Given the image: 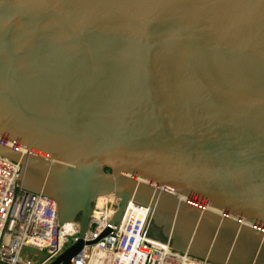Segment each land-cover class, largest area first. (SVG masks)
Here are the masks:
<instances>
[{
  "label": "water",
  "instance_id": "95a60500",
  "mask_svg": "<svg viewBox=\"0 0 264 264\" xmlns=\"http://www.w3.org/2000/svg\"><path fill=\"white\" fill-rule=\"evenodd\" d=\"M0 155L85 242L92 202L140 236L264 264V0H0ZM105 230L102 234H104Z\"/></svg>",
  "mask_w": 264,
  "mask_h": 264
},
{
  "label": "built area",
  "instance_id": "2783aa9c",
  "mask_svg": "<svg viewBox=\"0 0 264 264\" xmlns=\"http://www.w3.org/2000/svg\"><path fill=\"white\" fill-rule=\"evenodd\" d=\"M20 167L0 155V264H48L77 239V224H59L52 198L16 185ZM118 200L94 198L85 244L69 264H219L141 237L150 209L132 199L109 225Z\"/></svg>",
  "mask_w": 264,
  "mask_h": 264
},
{
  "label": "crops",
  "instance_id": "0c3cea01",
  "mask_svg": "<svg viewBox=\"0 0 264 264\" xmlns=\"http://www.w3.org/2000/svg\"><path fill=\"white\" fill-rule=\"evenodd\" d=\"M173 248V247H172ZM174 249H176V248H174ZM176 250H179V249H176ZM181 251V250H180ZM193 255V254H192ZM196 256V255H195Z\"/></svg>",
  "mask_w": 264,
  "mask_h": 264
},
{
  "label": "rangeland",
  "instance_id": "374dc122",
  "mask_svg": "<svg viewBox=\"0 0 264 264\" xmlns=\"http://www.w3.org/2000/svg\"><path fill=\"white\" fill-rule=\"evenodd\" d=\"M23 250H26V249H23ZM28 251H30V250H28Z\"/></svg>",
  "mask_w": 264,
  "mask_h": 264
}]
</instances>
